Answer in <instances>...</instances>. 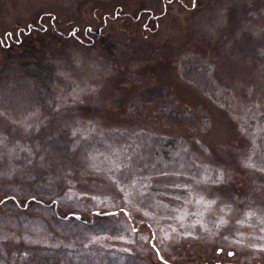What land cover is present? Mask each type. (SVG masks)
Returning a JSON list of instances; mask_svg holds the SVG:
<instances>
[{
  "label": "rangeland",
  "instance_id": "obj_1",
  "mask_svg": "<svg viewBox=\"0 0 264 264\" xmlns=\"http://www.w3.org/2000/svg\"><path fill=\"white\" fill-rule=\"evenodd\" d=\"M43 16L63 37L107 22L93 47L36 48L47 90L0 55L2 259L21 231L64 238L65 264H160L150 241L169 264H264V0H0V36ZM90 222L124 231H72Z\"/></svg>",
  "mask_w": 264,
  "mask_h": 264
},
{
  "label": "trees",
  "instance_id": "obj_2",
  "mask_svg": "<svg viewBox=\"0 0 264 264\" xmlns=\"http://www.w3.org/2000/svg\"><path fill=\"white\" fill-rule=\"evenodd\" d=\"M171 3V2H168ZM121 17L120 15L115 14L114 17ZM106 16H103L101 19L103 22V26L97 28V31H93L90 27L83 28L82 32L79 28L75 33L70 32L66 37L58 34V26L52 22V19H49L48 16H43L42 18L36 20L35 24H28L24 29H16L12 32L4 33L0 36V55L4 58L2 60L10 62V63H17V66L21 70L22 74L25 78L31 80L38 86L44 88L45 90L51 87L52 83V76L53 72L49 67L40 66L37 64L35 60V53L37 47H44L46 41L65 43L64 40H72L75 44L82 45L85 47H93L96 44V37L101 35L102 30L105 29L106 26ZM141 17L135 18V21H139ZM111 19V18H110ZM123 17L119 18L118 20H122ZM57 27H56V26ZM81 36V37H80ZM85 107H82V111L85 110ZM80 110H78L79 112ZM238 185L235 181H231L225 185H222L218 188H215V193L220 196L221 198L226 201H231L233 196L236 194V189ZM37 195L32 192L24 193V199L27 201L35 202L33 197ZM40 197H47L45 195L39 194ZM146 201V209L151 211L152 206V198L151 196L145 199ZM42 205V204H41ZM53 207V206H52ZM55 215L58 216L56 211H53ZM119 213V212H118ZM126 219L129 220L130 218L123 212ZM101 217L98 219H103L106 215H100ZM75 217V216H74ZM77 220V219H76ZM65 223L69 222L70 220H63ZM92 221V220H91ZM84 223V222H81ZM90 223H86L88 225L87 230H72L76 232L75 234L81 237L89 236V235H119L120 231L124 230H105L104 226H99L104 230H91L92 226H89ZM110 226H106L109 228ZM19 240L20 243L18 244L19 247V254L14 255L11 260L10 258L2 259L0 256V264H16V262L21 260V257L31 258V261H28V264H63L66 261L68 254L64 253L66 250L60 248V246H64L65 244L62 242L65 240L64 238H59L60 242L55 241V243H51L52 247L46 248L43 247L44 243L40 246L32 245L30 242H27L28 235L27 233L21 232L19 233ZM53 232L49 231V237L52 239ZM52 236V237H51ZM58 238V237H57ZM58 239V240H59ZM54 240V239H53ZM53 244V245H52ZM55 244V245H54ZM151 248V247H150ZM1 250V249H0ZM2 251V250H1ZM152 250L149 249V253L147 258L152 255ZM149 256V257H148ZM22 264V260H21ZM65 264V263H64Z\"/></svg>",
  "mask_w": 264,
  "mask_h": 264
},
{
  "label": "flooded vegetation",
  "instance_id": "obj_3",
  "mask_svg": "<svg viewBox=\"0 0 264 264\" xmlns=\"http://www.w3.org/2000/svg\"><path fill=\"white\" fill-rule=\"evenodd\" d=\"M152 252H154L157 256V259L160 261V264H169L162 260L158 250L153 245L152 241H150V245ZM223 249L219 248L215 251V255L211 256V258L202 259H186L182 262V264H249V259L240 258L239 256L234 255L232 252H227L225 255L223 254Z\"/></svg>",
  "mask_w": 264,
  "mask_h": 264
},
{
  "label": "water",
  "instance_id": "obj_4",
  "mask_svg": "<svg viewBox=\"0 0 264 264\" xmlns=\"http://www.w3.org/2000/svg\"><path fill=\"white\" fill-rule=\"evenodd\" d=\"M75 218H76V219H79V217H78V216H75Z\"/></svg>",
  "mask_w": 264,
  "mask_h": 264
}]
</instances>
